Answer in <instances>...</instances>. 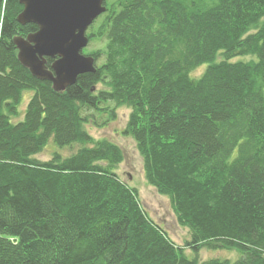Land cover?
Returning a JSON list of instances; mask_svg holds the SVG:
<instances>
[{
    "label": "trees",
    "instance_id": "trees-1",
    "mask_svg": "<svg viewBox=\"0 0 264 264\" xmlns=\"http://www.w3.org/2000/svg\"><path fill=\"white\" fill-rule=\"evenodd\" d=\"M105 6L86 34L102 45L87 54L95 72L58 93L20 65L13 39L37 27L0 0V264H264V0ZM118 108L145 183L189 233L183 247L238 259H190L147 215L116 173L120 147L84 127ZM49 142L72 151L39 161Z\"/></svg>",
    "mask_w": 264,
    "mask_h": 264
},
{
    "label": "water",
    "instance_id": "water-1",
    "mask_svg": "<svg viewBox=\"0 0 264 264\" xmlns=\"http://www.w3.org/2000/svg\"><path fill=\"white\" fill-rule=\"evenodd\" d=\"M23 7L16 20L33 24L36 32L15 37L17 60L30 75L64 92L77 77L95 72V60L84 55L89 39L86 32L106 11L105 0H18ZM47 58L52 59L50 68Z\"/></svg>",
    "mask_w": 264,
    "mask_h": 264
},
{
    "label": "rangeland",
    "instance_id": "rangeland-1",
    "mask_svg": "<svg viewBox=\"0 0 264 264\" xmlns=\"http://www.w3.org/2000/svg\"><path fill=\"white\" fill-rule=\"evenodd\" d=\"M88 31L86 32V34ZM102 45L97 43H88L87 47L83 49L85 55L89 54L95 49L101 48ZM251 57H238L234 60L248 61ZM233 61V60H232ZM206 65H203L193 71L192 77H199ZM102 85H97L96 90L102 89ZM32 96V92L25 91L22 94V100L19 106V116L14 118L13 121L20 119L26 108L28 100ZM112 106V104H110ZM109 106V107H110ZM129 109L118 108L115 112V117L109 119L106 114L97 115L90 112V121L84 127L88 133L95 139H107L114 144L118 145L123 153V160L117 167L116 173L120 179L128 184L130 187L137 189L139 196V202L147 213V215L158 225H160L168 234L170 239L179 247H183L184 243L189 240V233L187 229L179 227L174 219L172 206L170 200L166 196L159 195L156 190L145 183L142 167V159L139 156L135 144L130 137L123 134L128 115ZM95 123L102 125L101 127L94 125ZM59 152L66 156L70 155L71 149H58L52 142L41 151V153L35 156L39 161H48L53 152ZM184 248V247H183ZM185 255L190 259H196L198 262H202L210 259H221L235 261L238 259L239 254L235 250L227 249H213V248H202L197 252H193L190 249L184 248Z\"/></svg>",
    "mask_w": 264,
    "mask_h": 264
},
{
    "label": "bare ground",
    "instance_id": "bare-ground-1",
    "mask_svg": "<svg viewBox=\"0 0 264 264\" xmlns=\"http://www.w3.org/2000/svg\"><path fill=\"white\" fill-rule=\"evenodd\" d=\"M203 248H205V247H203ZM202 249V248H201Z\"/></svg>",
    "mask_w": 264,
    "mask_h": 264
}]
</instances>
